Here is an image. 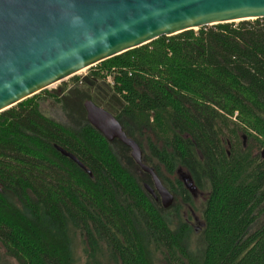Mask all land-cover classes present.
<instances>
[{
  "label": "trees",
  "instance_id": "16d2710c",
  "mask_svg": "<svg viewBox=\"0 0 264 264\" xmlns=\"http://www.w3.org/2000/svg\"><path fill=\"white\" fill-rule=\"evenodd\" d=\"M88 70L60 95L44 91L0 114L6 256L75 264L78 237L89 258L105 249L114 264H264V19L162 37ZM107 80L104 106L92 92ZM41 94L67 126L41 114ZM85 101L113 111L172 195L170 208L135 177L129 150L88 124ZM179 171L205 194L193 246L181 215L192 195Z\"/></svg>",
  "mask_w": 264,
  "mask_h": 264
},
{
  "label": "water",
  "instance_id": "95a60500",
  "mask_svg": "<svg viewBox=\"0 0 264 264\" xmlns=\"http://www.w3.org/2000/svg\"><path fill=\"white\" fill-rule=\"evenodd\" d=\"M257 19H264V0H0V114L159 38ZM83 108L88 124L107 142L126 147L150 177L153 189L144 185L147 193L170 208L172 195L114 116L91 101ZM182 182L195 191L187 176Z\"/></svg>",
  "mask_w": 264,
  "mask_h": 264
},
{
  "label": "rangeland",
  "instance_id": "374dc122",
  "mask_svg": "<svg viewBox=\"0 0 264 264\" xmlns=\"http://www.w3.org/2000/svg\"><path fill=\"white\" fill-rule=\"evenodd\" d=\"M237 23H239V22H235V24H237ZM88 73H89V70L82 71L79 74H77L76 76L69 78V79H67L61 83H58V84L54 85L53 87L48 88L45 91L50 92V93L55 92L57 95H60L62 93V91H64V90L67 91L68 88L72 87V80H74V78H79L81 80L85 76H87ZM110 87H111L110 80H107V82L96 83L95 88L93 89V92H92L94 100H96L97 102L102 103V105L106 106L104 102H101V100H106L108 97H110V95L112 94ZM66 91L64 92V94L66 93ZM42 92H44V91H42ZM36 103L38 104L39 111L41 112L42 115H44L47 118L52 119L53 121H55V122H57L63 126L68 125L67 119L65 117V113L62 110V108L60 107V105L55 104L51 100V98H49L47 95L41 94V96H39L37 98ZM94 103L96 106L102 108L103 110H105L108 113H110L111 115H113V111L105 108L102 105H99L95 101H94ZM204 125H205L206 129H210L209 124L207 125L204 123ZM116 150H118V149H116ZM120 153H121V157L123 159H125L127 154L122 152V151ZM255 154H257V153L255 152ZM131 170H132L133 174L135 175V177L139 180V182L142 186L147 185L148 187H150L147 183L148 178L146 177V174H144L136 165L132 166ZM176 176L180 180H182L183 176H186V175L184 174L183 171H179ZM150 188L153 189V186ZM191 195H192V201H193V208H187L186 207L185 209H183L181 211V215H182V218L184 220H186L188 223H190L189 225L193 229V233H192V237H191V245H192V244H194V242L196 240V236L199 233L200 228H201V223H202L201 222V212H202V204H203L204 199H205V194L200 193L198 191L197 192L193 191V192H191ZM151 198L153 200H155L152 196H151ZM155 201L160 203V200L158 197H157V200H155ZM171 214H172L171 212L167 213V217L170 221L174 220V219H172ZM87 252H88L87 246L82 242V240H80L78 237H75L74 238V255H75V261H76L75 264H114V262L109 260L108 254H107L105 249H102L100 252H96V255H94V257H92V258L88 257ZM0 264H17V262L15 260L6 256L5 251L1 245H0ZM156 264H163V263L159 259V261Z\"/></svg>",
  "mask_w": 264,
  "mask_h": 264
},
{
  "label": "flooded vegetation",
  "instance_id": "af4514ba",
  "mask_svg": "<svg viewBox=\"0 0 264 264\" xmlns=\"http://www.w3.org/2000/svg\"><path fill=\"white\" fill-rule=\"evenodd\" d=\"M196 191V190H195ZM197 192V191H196ZM191 193V192H190ZM156 200V199H155ZM190 224V223H189Z\"/></svg>",
  "mask_w": 264,
  "mask_h": 264
}]
</instances>
